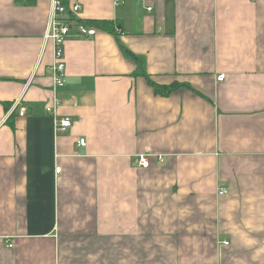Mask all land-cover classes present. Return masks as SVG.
Returning <instances> with one entry per match:
<instances>
[{"label": "crops", "instance_id": "crops-1", "mask_svg": "<svg viewBox=\"0 0 264 264\" xmlns=\"http://www.w3.org/2000/svg\"><path fill=\"white\" fill-rule=\"evenodd\" d=\"M77 2L119 32L57 87L50 0H0V264H264V0Z\"/></svg>", "mask_w": 264, "mask_h": 264}, {"label": "built area", "instance_id": "built-area-1", "mask_svg": "<svg viewBox=\"0 0 264 264\" xmlns=\"http://www.w3.org/2000/svg\"><path fill=\"white\" fill-rule=\"evenodd\" d=\"M22 2H33L36 0H15ZM78 0H50L51 2V11H50V20L48 25V32L46 40H50L54 46V59L55 62L52 65V74L53 79L57 87L64 86V71H65V57H64V45L70 31L75 28L77 33L83 36L91 37L95 36L96 29L86 25L83 21L79 19V13L81 11V5L77 2ZM151 11V9H150ZM220 82L224 80V77L221 76L218 78ZM61 105V102L58 99L54 100L53 106L47 107L46 111L48 114L56 116V110ZM26 108L21 107L20 116L24 117L26 115ZM74 126L73 122L69 118H63L61 120L55 121L56 131L64 134L72 129ZM79 146H85L86 141H79ZM151 158L149 155H141L136 157L135 163L139 168L147 169L151 166ZM161 160V158H159ZM61 171L60 168L57 169L59 174ZM228 191L221 190L219 195H227ZM229 243H225L228 245ZM9 249H12L13 243L9 242Z\"/></svg>", "mask_w": 264, "mask_h": 264}, {"label": "trees", "instance_id": "trees-1", "mask_svg": "<svg viewBox=\"0 0 264 264\" xmlns=\"http://www.w3.org/2000/svg\"><path fill=\"white\" fill-rule=\"evenodd\" d=\"M86 25H90V26H95L99 29H102L106 32H109L111 34L114 35H118V29L117 27H115V24L113 22L110 21H94V22H89V23H85ZM124 52L126 54H128L131 58H133L135 60V62H137L139 64V66L142 64V60L135 56L134 54L130 53L128 50L124 49ZM140 68V73H137L135 75L136 76H144L146 78V80L148 81L149 85L154 89L155 93L159 96H163V97H167L171 94H173L174 92H176L177 90L181 89V88H189L192 89L189 85H179V84H172L170 86H165V85H159L156 84L155 82H153V80L151 79L150 76H148L144 71L142 67Z\"/></svg>", "mask_w": 264, "mask_h": 264}]
</instances>
